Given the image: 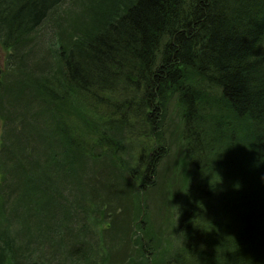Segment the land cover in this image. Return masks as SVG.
Segmentation results:
<instances>
[{
	"label": "trees",
	"instance_id": "16d2710c",
	"mask_svg": "<svg viewBox=\"0 0 264 264\" xmlns=\"http://www.w3.org/2000/svg\"><path fill=\"white\" fill-rule=\"evenodd\" d=\"M61 3L0 0L1 47L20 51ZM92 10L94 18L58 33L54 73L34 80L21 74L34 94L33 103L20 100L22 115L16 111L13 122L21 127L0 140V203L11 202L0 206V264H49L33 258L37 251L54 255L58 246L70 264H98L91 246L104 245L108 229L92 237L88 220L97 226L107 217L64 204V193L79 202L120 198L117 164L108 179H95L84 162L117 159L124 131L142 144L128 177L144 194L151 189L172 102L180 108L191 174L178 225L188 240L165 264H264V0H108ZM33 106L53 114L50 132L63 136L60 119L73 117L91 138L52 144L40 129L45 117L28 115ZM91 145L102 151L92 153ZM8 212L19 220L15 232ZM150 255L143 264L153 263ZM128 259L139 264L138 254Z\"/></svg>",
	"mask_w": 264,
	"mask_h": 264
},
{
	"label": "rangeland",
	"instance_id": "374dc122",
	"mask_svg": "<svg viewBox=\"0 0 264 264\" xmlns=\"http://www.w3.org/2000/svg\"><path fill=\"white\" fill-rule=\"evenodd\" d=\"M103 1L104 3L108 2V0H62L60 7L56 12L54 11L53 16H50L47 22L40 28L39 34H35L33 36L34 39L28 40L20 51L14 52L12 49H4L0 45V140L4 133L12 129L11 127L16 128L17 122H13V119L16 111L21 107L20 100L33 103L34 92L22 80L21 74L29 76L34 80L40 77L44 78L43 75L45 73H54L53 69L57 68L54 52L59 48V44H57L59 43L58 33H61L64 37V34L66 35L70 31L73 26L72 24L77 22L84 24L89 19L94 18L92 8L97 7ZM110 1L112 2L113 0ZM53 21L56 25H53ZM58 25H62L60 30L59 28L58 30L56 29ZM64 31L66 32L64 33ZM9 54L11 55L9 56ZM7 57H10L9 61ZM85 100L89 105L93 103L91 97H86ZM73 103L71 106L74 109L78 110V112H83L77 103ZM99 111L102 112V108ZM18 112L22 115L20 111ZM27 113L31 116L35 113L38 117H45L47 121L43 122L44 124L40 129L43 132L46 131L47 137H51L52 144L58 145V142L62 139L67 140L69 136L78 138L80 134H83L85 140L91 138L90 128L84 129L83 125L85 123L77 121L73 117L65 118V120L63 117L60 119L61 124L67 127L62 130L63 136L67 130V136L63 137L56 133V130L50 132L51 126L53 127L54 125L52 113L49 115L45 111L42 115V108L34 106ZM87 116L92 121L91 118L94 116ZM96 118L97 116L93 120H96ZM62 119L65 123H62ZM19 127L21 126L19 125ZM133 130H138V128H132L131 131ZM162 130L163 144L161 146H164L162 150L163 156L153 176L154 186L151 189L149 188L145 194L141 191V187L134 186L131 183L127 174V167L134 166V157L142 154V144L137 143V139L134 137L129 140L125 138L127 131H124L123 136H120L122 144L114 150L117 159H113L108 154L104 155L103 159L106 160L104 163L98 162L94 164L93 160H85L84 162V164L87 163L86 176L96 177L95 179L102 177L108 179L109 172L107 169L110 166L112 168L111 162L113 161L117 164L119 168H116V176H118L116 180L124 184L123 194H121L120 190V198L118 200L116 198L111 199V197L102 194L100 199H97L95 202L93 201L94 203L90 199H87L85 202H79V199H75L72 194L64 193L66 198L63 197V201L65 200L67 204L74 208L78 206V203H82L83 210L91 213L90 218H94L92 214L96 210L99 211V209L107 217L104 221H98L99 225L97 226H95L94 221L88 220V224H91L89 225V229L92 231V237L96 235L99 238V235H101L99 231L105 228V226L108 229L104 233L103 240L105 244H93L91 246L93 255L97 252L96 262L98 264H133L132 261L129 263L128 258H135L136 254H138L139 259L141 257V260L138 259L139 264H143V259L149 258L152 252H154L152 264H165L172 254L177 253L187 243L188 238L181 233L178 225L181 213L184 210L183 191L188 186V183H190L189 174H191V171L187 167L188 159L182 138L183 122L181 120L180 108L174 102L167 109ZM48 133L51 135H47ZM70 133H73V135ZM90 150L95 154H99L102 151V149H97L94 146ZM83 157L88 158V155L85 154ZM109 157L111 161H109ZM32 161L38 167L42 165L41 160L37 161V158L35 160L32 159ZM1 164L0 173L1 170L5 171ZM109 183H111L110 180ZM3 185H0V191L4 189L5 186ZM9 186L11 185L9 184ZM142 197H144L143 200L141 199ZM3 199L13 200V197H4ZM62 200L58 198L59 204L62 203ZM65 201L63 202L64 204H66ZM89 201L92 203H88ZM8 203L9 201L4 204L0 203V206L7 208L11 202ZM9 215L8 212L10 228L15 232L18 229L19 220L14 217L11 221ZM96 218L101 219L102 217ZM21 237L22 235L17 234V240L20 241ZM76 243H79V241L77 240ZM40 252L37 251L36 257L33 259L41 261V258L44 256L45 259H48L47 262L49 264H57L58 259L60 260L58 264H70L66 260V251H63V248L60 246L55 249L54 255L50 252ZM103 257H106L108 260L101 262Z\"/></svg>",
	"mask_w": 264,
	"mask_h": 264
}]
</instances>
